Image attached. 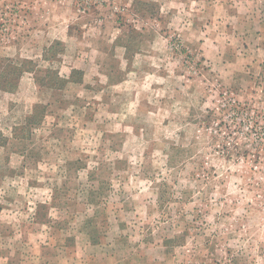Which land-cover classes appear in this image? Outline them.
Masks as SVG:
<instances>
[{
  "label": "rangeland",
  "instance_id": "374dc122",
  "mask_svg": "<svg viewBox=\"0 0 264 264\" xmlns=\"http://www.w3.org/2000/svg\"><path fill=\"white\" fill-rule=\"evenodd\" d=\"M0 264H264V0H0Z\"/></svg>",
  "mask_w": 264,
  "mask_h": 264
},
{
  "label": "trees",
  "instance_id": "16d2710c",
  "mask_svg": "<svg viewBox=\"0 0 264 264\" xmlns=\"http://www.w3.org/2000/svg\"><path fill=\"white\" fill-rule=\"evenodd\" d=\"M73 74H83V71L75 69V70H73V73L69 75L68 78L71 79ZM241 109L244 110L245 108H241Z\"/></svg>",
  "mask_w": 264,
  "mask_h": 264
}]
</instances>
